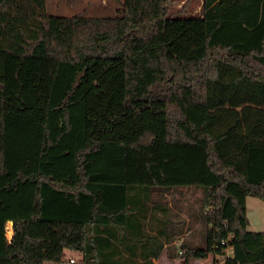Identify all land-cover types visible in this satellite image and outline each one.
I'll use <instances>...</instances> for the list:
<instances>
[{
	"label": "trees",
	"instance_id": "1",
	"mask_svg": "<svg viewBox=\"0 0 264 264\" xmlns=\"http://www.w3.org/2000/svg\"><path fill=\"white\" fill-rule=\"evenodd\" d=\"M167 3L97 18L0 0V264H153L183 233L168 196L187 188L205 191L189 216L203 248L170 258L227 242L224 264H264L246 217L247 197L264 203V0L184 18Z\"/></svg>",
	"mask_w": 264,
	"mask_h": 264
},
{
	"label": "rangeland",
	"instance_id": "2",
	"mask_svg": "<svg viewBox=\"0 0 264 264\" xmlns=\"http://www.w3.org/2000/svg\"><path fill=\"white\" fill-rule=\"evenodd\" d=\"M201 0H168V14L172 17H198L201 14ZM123 0H47L46 10L51 15L72 17L82 14L86 17H115L119 15ZM204 189H183L173 191L168 196L169 202L182 219L185 220L183 233L167 246L159 263L156 264H182L180 257L170 258L169 253L181 255V246L185 244L187 250L203 248L200 229L202 224L196 220H189V216L197 217L201 203L204 199ZM208 211L205 208V212ZM246 217L249 232L261 233L264 231V203L255 197L246 198ZM190 221V222H189ZM12 226L7 224L6 237L12 236ZM72 258L75 264L81 263V255L77 252H67L64 264H69ZM188 264H224L221 256L208 255L205 260H191Z\"/></svg>",
	"mask_w": 264,
	"mask_h": 264
},
{
	"label": "built area",
	"instance_id": "3",
	"mask_svg": "<svg viewBox=\"0 0 264 264\" xmlns=\"http://www.w3.org/2000/svg\"><path fill=\"white\" fill-rule=\"evenodd\" d=\"M208 227H212V223H208ZM222 246H225L224 249V254L221 255V257L223 258V262L226 261V259L231 258L233 256V248L231 246L227 245V242H222L221 243ZM217 247V246H215ZM181 254V252H180ZM69 263H74V260H70Z\"/></svg>",
	"mask_w": 264,
	"mask_h": 264
},
{
	"label": "crops",
	"instance_id": "4",
	"mask_svg": "<svg viewBox=\"0 0 264 264\" xmlns=\"http://www.w3.org/2000/svg\"><path fill=\"white\" fill-rule=\"evenodd\" d=\"M200 4L202 5V0H201V3H200ZM165 250H167V245L164 247V249H163V251L161 252V254L159 255V257H158L156 260H153V264L159 263V261L161 260V258H162V256H163V253H164ZM70 260H73V259L70 258L69 261H70ZM69 261H68V263H69ZM69 264H71V263H69ZM72 264H75V261H74V263H72Z\"/></svg>",
	"mask_w": 264,
	"mask_h": 264
},
{
	"label": "water",
	"instance_id": "5",
	"mask_svg": "<svg viewBox=\"0 0 264 264\" xmlns=\"http://www.w3.org/2000/svg\"><path fill=\"white\" fill-rule=\"evenodd\" d=\"M7 224L12 226V222H8Z\"/></svg>",
	"mask_w": 264,
	"mask_h": 264
}]
</instances>
